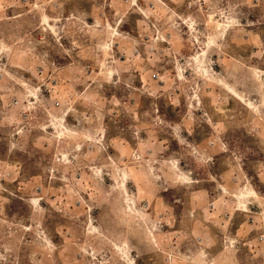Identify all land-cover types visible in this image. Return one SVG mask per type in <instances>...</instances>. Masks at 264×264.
<instances>
[{
    "label": "rangeland",
    "instance_id": "1",
    "mask_svg": "<svg viewBox=\"0 0 264 264\" xmlns=\"http://www.w3.org/2000/svg\"><path fill=\"white\" fill-rule=\"evenodd\" d=\"M0 264H264V0H0Z\"/></svg>",
    "mask_w": 264,
    "mask_h": 264
},
{
    "label": "bare ground",
    "instance_id": "2",
    "mask_svg": "<svg viewBox=\"0 0 264 264\" xmlns=\"http://www.w3.org/2000/svg\"><path fill=\"white\" fill-rule=\"evenodd\" d=\"M240 96V95H239Z\"/></svg>",
    "mask_w": 264,
    "mask_h": 264
}]
</instances>
